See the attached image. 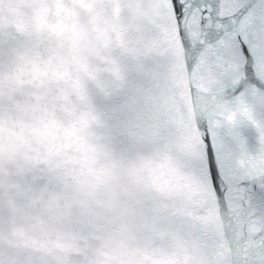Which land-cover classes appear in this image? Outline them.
Wrapping results in <instances>:
<instances>
[{
    "label": "water",
    "instance_id": "water-1",
    "mask_svg": "<svg viewBox=\"0 0 264 264\" xmlns=\"http://www.w3.org/2000/svg\"><path fill=\"white\" fill-rule=\"evenodd\" d=\"M165 7L0 0V28L27 31L34 58L58 74L72 119L83 121L76 147L51 153L31 110L32 71L15 52L4 60L0 264H214V245L196 224L199 205L160 163L179 131L168 108L174 70L148 54L165 29ZM57 117L71 124L64 112Z\"/></svg>",
    "mask_w": 264,
    "mask_h": 264
},
{
    "label": "snow or ice",
    "instance_id": "snow-or-ice-1",
    "mask_svg": "<svg viewBox=\"0 0 264 264\" xmlns=\"http://www.w3.org/2000/svg\"><path fill=\"white\" fill-rule=\"evenodd\" d=\"M165 5V29L148 54L174 70L168 108L179 131L161 166L184 199L199 205L196 224L214 245V264H264V0ZM13 52L32 71L31 110L49 151L76 147L83 121L72 119L58 74L34 58L26 30L0 28V66ZM71 88L82 97L78 82ZM61 111L70 125L58 119ZM61 134L70 143L57 147Z\"/></svg>",
    "mask_w": 264,
    "mask_h": 264
}]
</instances>
